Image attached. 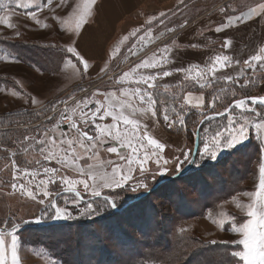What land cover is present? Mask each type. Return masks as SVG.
Returning a JSON list of instances; mask_svg holds the SVG:
<instances>
[{
    "label": "rangeland",
    "instance_id": "rangeland-1",
    "mask_svg": "<svg viewBox=\"0 0 264 264\" xmlns=\"http://www.w3.org/2000/svg\"><path fill=\"white\" fill-rule=\"evenodd\" d=\"M229 1L236 5L228 7L226 12L228 15L240 6L238 0H185L162 12L164 16L148 15L142 26L133 27L135 28L133 33L137 34L136 36L132 34L127 39L128 46L125 47L126 51H122L119 65L125 64L130 58L163 39H169V36L177 32L181 25L188 24L187 22L190 23L196 18L205 17L209 9L214 7L221 9L223 4ZM263 1L254 0L253 2ZM245 7L250 8L251 4L246 2ZM93 9L94 5L88 0H66L64 4H61V0H52L50 5H45L43 0H0V224H3L0 228H6L8 222L21 225L18 232L19 264H124L133 256L128 250H123L119 246L117 238L123 242L141 241L152 245L153 249L157 248L161 253L168 251L176 255L174 250H170L173 247L174 234L193 241L196 248L206 250L207 247L225 246L232 252L242 250V245L234 243L243 238L235 231V228L249 219L247 217L249 206L253 205L257 199L256 193L260 183L259 169L264 165V128L256 130L250 127L249 138L244 145L238 146L239 151L228 150L223 152L217 161L206 160L197 174L194 175L189 171L185 174L184 180L178 184L161 186L151 193L147 200L141 201V204L134 208L135 211L131 209V213H125L133 216L134 227L122 216L117 217L118 219L114 222H105L103 226L96 222L98 217L81 215L84 204H65V196L62 195L59 198L60 195H56L57 192L63 193L59 180L56 184L48 185L51 195L45 198L44 204L28 197L27 192L35 191V185L41 179H46L43 175L45 166L61 168L55 160H46L45 155L49 150L57 155H63L61 148H67V144L61 146L59 143L61 133L68 132V124L64 121L69 118L76 119L79 127H87L90 134L95 135L90 125L86 126L80 121V108L76 106L77 101L88 98L90 95L94 84L93 79L87 75L82 66L74 67L73 63H69L70 54L63 51L69 43V37L73 42L77 38L75 35L77 21L81 16L86 21L90 20ZM260 18H264V15ZM219 19L218 16L217 20L204 21L201 24L209 26L211 23L215 27L229 25L227 20L219 22ZM159 20H163L164 23L159 24ZM262 23L264 24V21ZM130 24L131 22L126 26L127 29ZM233 24L235 23L229 26ZM168 28H172L173 31L169 32ZM148 29H151L150 38L138 43V37ZM246 29L248 36L264 35V27H260L256 21L249 23ZM222 31L223 29L215 37L216 40L222 38L221 34L224 33ZM240 31H235L231 35L242 39ZM260 39L264 41V37ZM23 44L35 47L39 58H35L36 55L29 57L24 55L19 47ZM134 44L138 45L136 55H132L127 50ZM124 73H129V76L124 77ZM244 74L242 81L232 83L246 91L237 93L234 96L235 99H247L251 96L264 97V72L248 71L246 74L242 69V75ZM132 75V70L122 71L117 81L107 82L106 85L117 87L121 83L122 89L131 86L147 89V85L138 84L137 81L140 79L133 78ZM187 86L198 87L199 85L193 83ZM205 89L209 93L212 91L207 97V105L202 93L192 92L204 99L200 114L213 117L212 115L223 112L228 106L221 108L220 105L224 104L221 95L218 97L219 93L217 95L213 93L224 88L215 83ZM147 90L154 93L155 108L157 107L161 114L164 107L169 109L176 107V101L171 100L174 98L170 96L172 93L167 92L162 95L154 88ZM213 97L218 99L213 101ZM33 99L36 103H32ZM89 102L93 107L92 101L89 100ZM248 104L251 105V101H248ZM186 105L194 108L192 105ZM255 107L261 115L264 114L259 104ZM239 111L235 112L237 117ZM244 115L249 117L250 123H264V120H260L255 112H245ZM218 118L220 117H214L206 125L210 131L227 123L225 116H221L220 120ZM156 120L160 127L151 128L153 135L159 138L164 137L166 145L171 147L163 153L166 158L171 159L172 156L179 155L180 149L195 148L197 136L190 139L191 135H189L187 138L183 134L187 131L186 126L176 125L174 129L169 127L163 118L159 119L157 116ZM171 128L176 132H183L173 134ZM178 129L180 131H177ZM4 136L6 139L10 137L7 142H4ZM67 139H75L74 130L68 133ZM42 140L47 142L46 146L40 143ZM53 140L56 141L55 145L51 143ZM198 143L202 148L200 138ZM111 144L115 143L109 141L103 145V148ZM41 147H45L43 154L40 152ZM103 148L99 149L98 157L92 160L87 158L88 154H83V159L78 161V165L86 167L87 164H95L110 172L112 165L107 163L109 160L122 163L115 153L105 152ZM76 152L81 154L83 150L77 145ZM147 166L155 168L151 162ZM188 168L191 169L192 166L189 165ZM25 170L38 171L40 175L33 179L31 176L24 175ZM60 175L81 179L79 174L70 168H62ZM13 183L26 184L24 193H21L20 188L14 190ZM77 190L84 196V200L93 199L84 193L82 185H78ZM117 191L122 193L119 201L122 207L137 197L136 193L130 191L123 192L120 189ZM102 192L109 194L107 189H102ZM67 198L72 199L70 195ZM261 198L264 199V193L261 194ZM50 200L59 207L66 208L71 213V217L59 221L49 219L48 217L55 211L49 207ZM176 200L180 203L179 206L175 203ZM41 217L40 224L31 222ZM155 218L156 222L153 221ZM23 221L30 223L24 225ZM157 223L160 225L158 226ZM162 228L169 229L165 234L169 244L159 240ZM143 229L148 233L145 234ZM90 249L91 253L88 252ZM202 254H204L205 262L211 261L212 258L218 259L220 256V253L218 255L209 251ZM90 256L94 257L91 261L87 258ZM10 261L9 256V264ZM113 261L115 262L112 263ZM189 262L197 264L196 259L191 260V256L185 264ZM137 263L143 264V261L139 260ZM164 263L152 261L148 264ZM200 264L205 263L202 261ZM238 264L243 262L240 261Z\"/></svg>",
    "mask_w": 264,
    "mask_h": 264
},
{
    "label": "snow or ice",
    "instance_id": "snow-or-ice-1",
    "mask_svg": "<svg viewBox=\"0 0 264 264\" xmlns=\"http://www.w3.org/2000/svg\"><path fill=\"white\" fill-rule=\"evenodd\" d=\"M66 0H61L64 4ZM89 3L94 4L95 0H88ZM52 0H45V5H50ZM257 10L264 11V3H258L256 8L250 9L248 16L256 13ZM164 16V13L160 14ZM157 19V18H154ZM233 19L239 20L240 17H228L227 23L232 24ZM38 22V21H37ZM87 21L81 16L76 24L75 35H80V29ZM163 20H159V24H163ZM183 26V25H181ZM47 27V25H45ZM222 25L218 26L215 31L219 33L222 30ZM169 32L172 28L167 29ZM151 29H148L143 35L138 37V43L144 42L150 38ZM135 35V33H133ZM228 42H225L227 47ZM137 44H134L128 49L129 53L136 55ZM66 54H70L68 58L69 63L73 66L83 65V70L88 71L87 59L78 51L71 37H69L68 45L63 49ZM167 49H165V52ZM155 56V53L153 54ZM74 58V62H73ZM229 60L227 56H216L212 62L211 67L207 69H200L197 71L196 84L201 89L206 86H211L212 80L203 81L202 78L211 72L214 76L217 70V64H224ZM264 60V48L260 49V54L252 56L245 63L249 68H252L253 62ZM163 57L155 62L148 60L136 65V69L158 67L162 66ZM136 69H133L135 71ZM175 71L191 72L192 69H176ZM101 73L107 74V66L100 69ZM172 73L169 71L157 72L155 75L142 76L137 83L147 85V89L154 88L152 81L157 77H168ZM129 73H124V77H128ZM187 75L185 79H187ZM216 79H219L218 77ZM225 80L231 81L232 76H225ZM147 89L137 88L132 93L133 97H138L141 104L147 105V108H141L139 111L142 114L151 112L153 118H157V110L155 108L156 101L154 100L153 92ZM192 93L188 92L184 97V104L180 105L179 110L176 108L169 109L164 107L162 111L163 120L169 127L180 125L185 126V117L190 108H185V104H192V107L200 109L203 106V97H196L195 102L191 101ZM218 97H213V101ZM248 99L251 100V105L248 104ZM32 103H36L33 99ZM259 104L264 108V97H249L247 99H239L232 102L229 107L225 108L223 112L216 113V115L225 116L227 123L218 126L215 130L208 127L197 128L193 135L199 136L202 141V148L189 147L187 150H180L179 155H174L171 159L166 158L163 153L166 145L160 143L157 139L152 138L148 132V125L141 124L138 120L130 119L129 115L125 114V107H127L133 114L137 112V108L131 103L125 104L121 102L119 105H113L109 102H96L95 107L90 106L88 98L76 102V106L80 108V121L88 126L90 125L95 132V135L90 134L88 130L78 126L76 119L69 118L68 132L61 133L60 145L67 144V148H61L63 155H57L55 152L49 150L45 155L46 160H55L61 168L47 167L43 168V175L46 179H41L35 185V191H28L27 195L38 203L44 204L45 198L49 197L51 193L48 191L49 184H56L57 180L63 188L65 196L64 203H72L76 205L84 204L81 209V215H88L89 217H98L97 223L104 224L105 221L111 217L116 216L122 207L119 203L121 199V191L132 192L137 194V201L147 200L149 195L156 191L161 186L176 185L184 180L185 174L191 171L194 175L198 173L201 165L206 161H217L218 157L225 151L240 148L238 146L244 145L249 138V129L254 127L256 130L264 128V123L251 122L249 117L244 115L245 112H255L260 120H264V115L256 111V105ZM232 109L240 110L238 117ZM202 119L198 123L203 124L205 120L214 119L201 113ZM111 117V124H99L97 121H103ZM63 119V114H61ZM122 126V127H121ZM75 133V139H67L68 133ZM203 133V135H200ZM28 139V137H25ZM109 140L115 141V144L103 148L104 144L109 143ZM42 145L47 144L46 141H40ZM55 145L56 141H51ZM77 145L83 150V153L77 154ZM103 148V151L108 153H115L118 160L122 163H115L109 160L107 163L112 165L111 171L101 169L95 164H87L86 167L79 166L78 161L83 159V154H88L89 160L98 157V151ZM124 149V151H120ZM40 152L45 153V147L40 148ZM151 162L155 168H150L147 165ZM171 165V167H169ZM192 168L189 169L188 166ZM62 168H70L77 172L81 179H72L67 175H60ZM260 183L259 190L256 193V200L253 205H250V210L247 212L246 222L241 223L235 228V231L242 235V239L234 243L242 245V250H234L231 255L242 261L243 264H264V199L261 194L264 193V165L259 169ZM24 175L31 176L35 179L40 173L24 171ZM13 179H16L14 174ZM91 181V183H90ZM131 181V183H129ZM78 185L83 186L85 194L90 195L93 199L84 200V196L79 190ZM26 184L13 183L12 188H20L21 193H24ZM42 189V191H41ZM102 189H107L109 194H103ZM56 195H61L57 192ZM71 196L69 200L67 197ZM43 198H40V197ZM49 207L55 209L54 214L49 216L52 220H63L71 217V213L66 208L59 207L55 202L49 201ZM211 215V214H210ZM41 218H37L34 222L41 223ZM27 224L29 221H23ZM19 224L8 222L6 228H0V264H9V256L11 258L10 264H19L18 250H19ZM183 232L184 229L182 228ZM7 240V242H6Z\"/></svg>",
    "mask_w": 264,
    "mask_h": 264
},
{
    "label": "crops",
    "instance_id": "crops-1",
    "mask_svg": "<svg viewBox=\"0 0 264 264\" xmlns=\"http://www.w3.org/2000/svg\"><path fill=\"white\" fill-rule=\"evenodd\" d=\"M184 1L185 0H96L93 4V13H90V20L85 23L80 30V35L76 36V43L74 42L78 51L88 61L87 75H89L94 82L90 95L88 96V99L92 101V105L95 106L96 102L105 103L106 101L113 105H119L121 102L125 104L131 103L137 108V112L133 114L125 107V114L129 115L130 119L138 120L141 124H147L149 135L165 145L167 143L163 140L164 137L159 138L154 136L151 130L154 126L160 127L158 126L157 118H153L150 111L146 114H142L139 111L141 108H147V105L141 104L138 97L132 96V93L135 92L137 87L131 86L127 89H122L123 85L121 83H119L117 87H109V85H106L107 82L117 81L118 76L125 70L128 72L132 70L133 78L138 79L142 76L155 75L157 72L169 71L172 73L170 76L157 77L152 83L156 89H175L180 87L183 83H196L198 78L197 71L210 68L216 56H227L229 60L224 64H217V70L214 76L209 72L202 78V82L208 80H212L213 82L218 80L235 82L244 78L245 74L242 75V69L246 74L248 71L264 72V60L253 62L252 68H249L245 63V61H248L252 56L259 55L260 49L264 48V41L262 42V39H260V37L263 38L264 35L248 36L246 33V27L251 22L256 21L260 27H264L262 23L264 18H260L264 15V11L257 10L256 13L248 16L250 9L256 8L258 3H264V1L255 3L253 2L254 0H238L240 6L229 14L231 17H240V19H233L232 23H235L233 26L225 25L222 27L224 33L221 34V39H215V37L219 35L215 31L217 27L213 26L211 23L209 26H204V24L201 23L204 21L212 22L217 20L218 16L220 18L218 20L219 22L227 20L228 17H230L229 14L226 15L228 7L236 5L232 1L223 4V8L221 9H216L215 7L209 9L208 12L205 13V17H201L200 19L196 18L190 23L184 24L177 32L169 36L170 38L167 37L169 39H163L158 44L138 53L120 66L121 54L122 51H126L125 47L128 46L127 39H129L135 29L133 27L142 26L148 15H160L162 12ZM246 2L251 4L250 8L245 7ZM130 22L129 29H127L126 26ZM238 30H241L239 33H242V39L231 35ZM136 34L137 33H135V36ZM225 42H228L227 47L224 46ZM165 49H167L166 52ZM154 53L155 56L153 55ZM162 57V66L136 69V65L145 60L155 62ZM80 66L83 67V65ZM105 66L108 68L107 74L100 72V69ZM189 68H191L192 71L188 73L184 71H175L176 69ZM133 69L136 70L133 71ZM186 75L188 77L187 79H185ZM225 76H232L234 79L228 81L224 79ZM217 77L219 79H216ZM192 94L190 99L194 103L196 97L200 96L195 95V93ZM189 105L192 104L189 103ZM97 123L111 124V117L103 121L98 120ZM109 141L115 143V141ZM169 147V145H166L165 150ZM100 165H103V163H100Z\"/></svg>",
    "mask_w": 264,
    "mask_h": 264
},
{
    "label": "trees",
    "instance_id": "trees-1",
    "mask_svg": "<svg viewBox=\"0 0 264 264\" xmlns=\"http://www.w3.org/2000/svg\"><path fill=\"white\" fill-rule=\"evenodd\" d=\"M43 2H45V0H43ZM187 23H189V22H187ZM19 47L21 48L20 50L23 52L24 55H28V57L36 55L35 58H37V59L39 58L38 57V52L35 50V47H29L28 45H25V44H23V45H21ZM14 48H16L15 45H14ZM239 81H242V79L238 80V81H235V82H239ZM193 83L194 82L183 83L180 87L175 88V89H170V90H162V89H156V88H154V89H156V91L159 92L162 95H165L167 92L169 94L172 93V94H170V96L174 97V98H171V100L174 99V101H176V107L175 108L177 110H179L181 104H184V97L186 96V94L188 92H199V93H202L204 95V97H205V104H206L207 97L212 93V91H211V93H209L205 89L207 86L205 88H203V89H201L199 86L198 87L197 86L196 87H190V86L188 87L187 86V85H190V84H193ZM215 83H218V85H220L221 87L224 88V89H222L220 91L217 90V92L213 93V95H217L219 93L218 97H219V95H221L222 102L224 103V104L220 105L221 108H225V106L229 107V105H231L233 101L238 100L239 98L235 99V97H234L237 93L241 94L242 91H244V93L246 92L245 89L242 90V87L240 89V87L236 86V84H232L234 82H226V81L218 80V81L212 82L211 85H213ZM223 83H228V84L224 85ZM251 97H255V96H251ZM166 99L169 101L168 97H166ZM185 108H190V107L185 104ZM190 109H191V111H189L187 116L185 117V122H186L185 126H186L187 131L185 133H183V134H185V136L187 138L189 137V135H191L190 139L191 138L194 139L196 135H193V133H194V130L197 129L198 126H199L198 121H200V117H201L200 116L201 115L200 112L201 111H200V109H197V108H195V109L194 108H190ZM262 109L264 110V108H262ZM156 110H157V115H158L159 119L163 118L162 114L160 113V111L158 110L157 107H156ZM232 111L234 113L237 112L236 109H232ZM220 118H218V120H220ZM209 122H210V120L206 121L203 124L202 127H206V125L209 124ZM174 129H176V127H174ZM177 131H180V130L178 129ZM182 132L183 131L176 132V131H174L172 129V133L173 134L174 133H182ZM9 138L6 139L5 136H4V138H3L4 142H7L9 140ZM188 181H191V180H188ZM62 195H64V194L62 193L59 196V198H61ZM59 198H58V200H59ZM172 201H173V199H172ZM175 203L178 206L180 204L179 202H177V200L175 201ZM140 204H141V201L129 206L127 209H124L123 211H120L116 216L111 217L109 220H107L105 222H107V223L114 222V220L118 219L117 217H121L122 216L123 218H125V220H127V222L130 223V225L132 227H134L135 226V222H134L133 216H131L129 214H125V213H127V212L131 213V209L135 211L136 209H134V208L136 206L140 205ZM52 210H54V209H52ZM155 220H156V218L153 219V221H155ZM105 222H104V224H106ZM152 223H154V222H152ZM104 224H103V226H105ZM159 225H160V223L158 224V226ZM1 226H3V224H0V227ZM151 226H152V224H151ZM160 230H161V234L159 235V240H163V242H166V243L169 244V242H168V240H167V238L165 236L166 232L169 229L162 228ZM142 231L145 234L148 233L147 230L143 229ZM173 237H174L173 242H172L173 247L170 248V250H174L176 252L175 253L176 255H172L168 251H164V252L161 253L160 251L157 250V248L153 249L152 245L144 244L141 241L139 242V241H135V240H128V241H124L123 242V241H120L118 238L116 240L119 243V246H121L123 250L124 249L128 250L130 252V254H132V256H133L132 259H130L129 261H125L124 264H138L137 261H139V260L143 261V264H148L149 262H152V261H155V262L159 261L161 263L165 262L164 264H185V263H187V259L190 256H191V260L192 259L193 260L196 259L197 264H200L202 261L205 264H225V263H227V264H231V263L238 264V262H240L238 260V258L233 257L231 255L232 251L229 250L228 247H225V246L220 247V248H218V247H212V248L211 247H207V249L205 250L203 248L201 249L200 247L196 248L195 245L192 243L193 241L185 239V238H181L177 234L176 235L174 234ZM99 247L101 248L102 246H99ZM143 249H144V251L142 252ZM205 251H209L210 253H218V255L220 253V256H218V259L212 258L211 261L205 262L203 260L204 259V254H202ZM88 252L91 253L92 250L90 249ZM87 258H88V260L91 261V260H93L94 257L90 256V257H87ZM114 262L115 261H113L112 263H114ZM188 264H190V262Z\"/></svg>",
    "mask_w": 264,
    "mask_h": 264
},
{
    "label": "water",
    "instance_id": "water-1",
    "mask_svg": "<svg viewBox=\"0 0 264 264\" xmlns=\"http://www.w3.org/2000/svg\"><path fill=\"white\" fill-rule=\"evenodd\" d=\"M248 101H251L250 99H248ZM213 117H221V115H212ZM211 117V116H210ZM205 122V121H204ZM204 124V123H203ZM203 124H199V126H198V128H202V126H203ZM85 130H87L88 128L87 127H83ZM198 139H199V136H197V141H196V146H195V148L196 147H199V143H198ZM138 201H137V197H135L134 199H132L131 201H129V202H127V204L126 205H124V207H122L121 209H120V211H123L124 209H126L127 207H129V206H131V205H133V204H135V203H137ZM31 222H34V221H31ZM30 223V222H29ZM24 225H25V223H24ZM23 226V225H22ZM20 227H21V225H20Z\"/></svg>",
    "mask_w": 264,
    "mask_h": 264
},
{
    "label": "built area",
    "instance_id": "built-area-1",
    "mask_svg": "<svg viewBox=\"0 0 264 264\" xmlns=\"http://www.w3.org/2000/svg\"><path fill=\"white\" fill-rule=\"evenodd\" d=\"M92 106L95 107L94 105H92ZM69 122H70L69 119H67L66 121H64L65 124H69Z\"/></svg>",
    "mask_w": 264,
    "mask_h": 264
}]
</instances>
